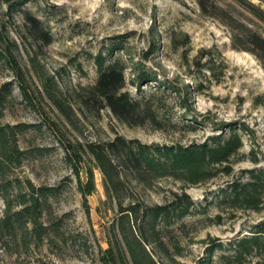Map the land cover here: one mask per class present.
Wrapping results in <instances>:
<instances>
[{"label": "rangeland", "instance_id": "rangeland-1", "mask_svg": "<svg viewBox=\"0 0 264 264\" xmlns=\"http://www.w3.org/2000/svg\"><path fill=\"white\" fill-rule=\"evenodd\" d=\"M0 33V46L12 49L21 70L0 58V123L16 125L23 150L21 162L0 174V264H103L100 249L119 236L117 195L124 204L149 206L192 199L187 214L161 225V241L146 230L157 264L263 259L260 250L239 243L264 223V186L251 201H235L231 192L264 170V0H0ZM99 53L118 59L123 90L158 120L129 124L100 105L90 90ZM234 132L242 146L228 160L206 165L196 180L140 183L127 171L116 198L107 197L104 174L88 151L89 143L117 135L190 146ZM76 151L81 179H87L84 165L94 172L89 211L74 170ZM17 178L60 186L43 204L40 223L57 222L51 227L66 243L49 229L38 235L32 224L16 232L4 227L10 204L9 211L21 207L24 184ZM7 179L15 182L6 186Z\"/></svg>", "mask_w": 264, "mask_h": 264}, {"label": "trees", "instance_id": "trees-1", "mask_svg": "<svg viewBox=\"0 0 264 264\" xmlns=\"http://www.w3.org/2000/svg\"><path fill=\"white\" fill-rule=\"evenodd\" d=\"M29 19L34 27H39L41 21L38 18L30 15ZM2 38V33H0V41ZM2 56L6 57L11 67L20 74L19 64L10 47L0 46V58ZM96 60L97 77L90 90L94 92L101 106H109L118 118L129 124H143L146 121L158 120L151 108L142 105L139 100L132 98L127 91L123 90L125 75L123 65L118 59L107 61L106 56L99 53ZM3 87L6 88L5 85ZM4 100L3 90L0 89V118L4 114ZM15 128H17L16 125L0 123V174L3 175L7 174V170L13 165L19 164L23 157V150L17 143ZM213 139L214 143L169 146L144 143L138 138L128 139L123 135H117L107 142L89 143L88 151L104 174L107 197L116 198L115 194L121 189L124 172L127 174L126 172L130 171L133 178L140 183L163 176L187 178L194 181L205 170L206 165L228 160L229 156L242 146V140L237 132L227 138L217 136ZM76 154H79L78 151ZM78 160L80 165L76 164L74 170L78 177V187L83 195L84 205L89 211L88 195L95 190L94 172L90 166L84 165L87 179L83 181L80 176L83 158L80 154ZM13 182L15 180L7 179L6 186ZM16 182L19 185L24 184V191L17 195L21 199L16 204L21 207L9 211L12 207L10 204L2 220L4 227L9 232H16L23 227L22 225L32 224V231L38 235L44 228L49 229L55 237L56 235L62 236L66 243L67 238L56 233V229L52 228L57 222L49 219L50 225L45 226L40 223L43 217V204L49 196L55 195L60 186L37 187L31 180L23 183L19 178ZM263 186L264 170L254 173L249 181L235 183L231 196L235 201L238 199L251 201L256 198L255 192ZM117 196L121 223L118 230L119 236L115 233L116 242L110 239L109 246L100 249V261L103 264H157L147 249L146 230L161 241V225L162 227L167 226L175 218L187 214L194 204L192 199L187 196L185 201L179 197L168 203L149 206L133 201L124 204L122 197ZM53 235L49 238L53 239ZM239 244H248L250 248H257L264 256V223L259 230L244 237ZM258 264H264V257L258 261Z\"/></svg>", "mask_w": 264, "mask_h": 264}]
</instances>
